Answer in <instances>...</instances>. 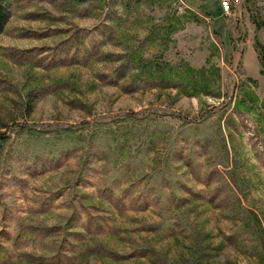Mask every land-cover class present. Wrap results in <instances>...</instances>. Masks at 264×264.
<instances>
[{"label":"rangeland","instance_id":"1","mask_svg":"<svg viewBox=\"0 0 264 264\" xmlns=\"http://www.w3.org/2000/svg\"><path fill=\"white\" fill-rule=\"evenodd\" d=\"M4 4L0 264H264V0Z\"/></svg>","mask_w":264,"mask_h":264},{"label":"built area","instance_id":"2","mask_svg":"<svg viewBox=\"0 0 264 264\" xmlns=\"http://www.w3.org/2000/svg\"><path fill=\"white\" fill-rule=\"evenodd\" d=\"M224 16L228 17L233 12L235 5L239 3V0H219Z\"/></svg>","mask_w":264,"mask_h":264},{"label":"trees","instance_id":"3","mask_svg":"<svg viewBox=\"0 0 264 264\" xmlns=\"http://www.w3.org/2000/svg\"><path fill=\"white\" fill-rule=\"evenodd\" d=\"M4 5V0H0V33H2L8 22V15L6 13ZM262 62L264 64V59L262 60Z\"/></svg>","mask_w":264,"mask_h":264},{"label":"crops","instance_id":"4","mask_svg":"<svg viewBox=\"0 0 264 264\" xmlns=\"http://www.w3.org/2000/svg\"><path fill=\"white\" fill-rule=\"evenodd\" d=\"M217 6H218V7H217V8H218L217 11H218L219 13H221V15H222L223 13H222V8H221L220 1H219V5L217 4ZM221 15H220V16H221ZM223 15H224V14H223Z\"/></svg>","mask_w":264,"mask_h":264}]
</instances>
